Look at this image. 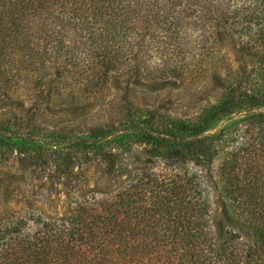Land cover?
Here are the masks:
<instances>
[{
	"label": "trees",
	"instance_id": "trees-1",
	"mask_svg": "<svg viewBox=\"0 0 264 264\" xmlns=\"http://www.w3.org/2000/svg\"><path fill=\"white\" fill-rule=\"evenodd\" d=\"M221 37L256 67L235 66ZM123 71L179 85L213 76L229 88L193 123L134 108L83 135L42 128L45 111L97 100ZM35 91L0 123V155H28L25 169L73 191L85 165L114 179L127 145L176 171H135L64 218L0 214V264H264V0H0V107ZM188 165L205 174L182 173Z\"/></svg>",
	"mask_w": 264,
	"mask_h": 264
},
{
	"label": "rangeland",
	"instance_id": "rangeland-1",
	"mask_svg": "<svg viewBox=\"0 0 264 264\" xmlns=\"http://www.w3.org/2000/svg\"><path fill=\"white\" fill-rule=\"evenodd\" d=\"M221 52L227 55L235 66H246L249 70L256 67V59L247 52H236L234 44L226 37H221ZM51 70L44 79L42 88L48 91L51 83ZM229 85L219 78L205 76L184 85L171 83H156L143 77L129 78L126 71L112 77L108 89L97 100L84 102L76 110L61 112H47L39 120L42 128L64 129L71 135H83L85 132L96 127L105 125L117 126L119 118L127 110L138 109L141 111L156 110L165 123L170 119L179 121L195 122L201 111L210 104L219 102ZM39 90V87L38 89ZM35 92L26 93L17 102L8 106L0 107V123L13 115H22L23 111L35 99ZM235 117L233 120H236ZM241 122L232 125L229 129L237 127ZM229 125L222 121L214 130ZM43 134H46L43 132ZM128 150L123 151L122 163L114 179L103 175L99 165H85L75 170L77 174V187L73 191L64 181L53 182L48 176L34 168L25 169L22 159H29L28 155L2 150L0 157V214L5 218L11 217L14 211L24 214L30 220L31 214L40 213L45 218H64L72 203L91 195L105 196L111 191L123 185L126 180L135 175V171L146 170L148 172L160 171L166 174H174L176 170L165 167L155 158L150 148L141 145H127ZM82 155L80 152H75ZM218 161H215L216 167ZM188 169L191 173L205 171L188 165L182 173ZM207 190L212 201L215 203L217 213L224 210L219 190L208 183Z\"/></svg>",
	"mask_w": 264,
	"mask_h": 264
}]
</instances>
